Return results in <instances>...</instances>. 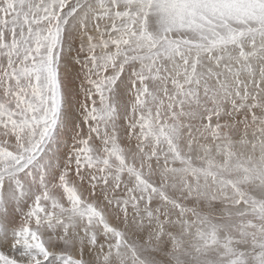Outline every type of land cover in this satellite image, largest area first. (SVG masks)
Listing matches in <instances>:
<instances>
[{
  "label": "snow or ice",
  "instance_id": "1",
  "mask_svg": "<svg viewBox=\"0 0 264 264\" xmlns=\"http://www.w3.org/2000/svg\"><path fill=\"white\" fill-rule=\"evenodd\" d=\"M0 264H264V0H0Z\"/></svg>",
  "mask_w": 264,
  "mask_h": 264
}]
</instances>
